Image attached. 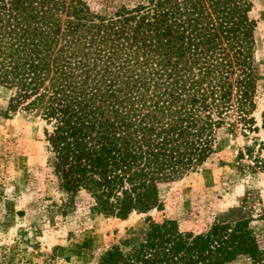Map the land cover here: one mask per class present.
Wrapping results in <instances>:
<instances>
[{
  "label": "trees",
  "instance_id": "trees-1",
  "mask_svg": "<svg viewBox=\"0 0 264 264\" xmlns=\"http://www.w3.org/2000/svg\"><path fill=\"white\" fill-rule=\"evenodd\" d=\"M249 10L247 0H144L108 14L79 0H0V87L47 127L64 193H83L100 215L160 209V190L197 170L221 129L252 124ZM252 167L264 171V156ZM237 262L264 264V249L247 221L225 217L200 235L146 220L92 264Z\"/></svg>",
  "mask_w": 264,
  "mask_h": 264
},
{
  "label": "rangeland",
  "instance_id": "rangeland-1",
  "mask_svg": "<svg viewBox=\"0 0 264 264\" xmlns=\"http://www.w3.org/2000/svg\"><path fill=\"white\" fill-rule=\"evenodd\" d=\"M79 1L108 14L144 0ZM247 1L254 23L252 124L221 129L210 157L160 190V209L125 218L100 215L88 211L83 193H64L50 165L47 127L0 87V264H92L109 248L134 241L146 220L173 221L178 232L192 235L206 233L221 218L245 220L264 249V171L252 167L254 156H264V0Z\"/></svg>",
  "mask_w": 264,
  "mask_h": 264
}]
</instances>
